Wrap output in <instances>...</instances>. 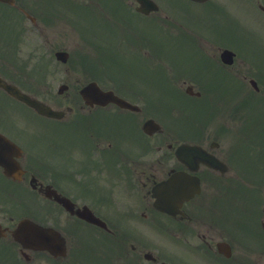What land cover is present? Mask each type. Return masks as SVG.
Returning a JSON list of instances; mask_svg holds the SVG:
<instances>
[{"label":"flooded vegetation","instance_id":"obj_1","mask_svg":"<svg viewBox=\"0 0 264 264\" xmlns=\"http://www.w3.org/2000/svg\"><path fill=\"white\" fill-rule=\"evenodd\" d=\"M181 2L172 40L155 44L154 11H137V0L0 1L1 80L61 111L41 115L0 86V133L20 147L14 159L23 170L12 179L0 166V264H175L183 260L181 240L194 250L199 240V250L218 255L213 247L225 239L216 222L245 192L249 159H258L264 173V139L233 137L234 121L247 118L234 93L245 102L264 89L212 82L264 72L259 62L223 63L219 54L230 44L213 23L217 15ZM187 47L192 61L176 63L173 49ZM106 63L115 66L114 78L106 76L110 85L94 78L95 65L105 76ZM74 64L85 65L86 82L137 106L86 103L80 95L86 82H73ZM35 74L66 87L39 86ZM156 95L168 98L164 105H154ZM155 108L163 119L148 132ZM181 144L200 152L177 153ZM177 172L195 174L201 192L167 213L154 206L152 189ZM23 218L51 230L50 251L41 233L33 243L15 238ZM258 220L264 237V217Z\"/></svg>","mask_w":264,"mask_h":264},{"label":"rangeland","instance_id":"obj_2","mask_svg":"<svg viewBox=\"0 0 264 264\" xmlns=\"http://www.w3.org/2000/svg\"><path fill=\"white\" fill-rule=\"evenodd\" d=\"M163 1L165 3L169 2V0H163ZM233 1H234V12L236 15H238V17L234 16L233 22L226 24L225 28L222 31L228 34L230 41L233 44L238 45L243 51H246L247 42L251 43L253 41L254 44H252V46L249 47V50L247 52L248 55L253 56L254 52L257 51L256 44L258 42L261 43L264 42L261 35V32L264 33V24L261 23V20L256 17L255 11L253 13L251 12V10L247 7L244 0H233ZM188 7L195 10L198 9V7L195 5H188ZM245 27L248 29V31L246 30ZM156 30H157V26L154 25V30L152 29L151 33H153L157 39H161V37L158 38L156 36V32H157ZM154 36L153 39H156ZM192 50H193L192 47H187L184 49H173V52L176 54V58H177L176 63L180 62V64H187L189 61H192L191 58ZM122 65L124 66L125 71L126 69L128 70L134 69L133 64H131L130 67L126 66L125 64ZM75 68L76 67L74 64L73 82L76 83V82L84 81V79L86 78L84 71L78 67L77 68L80 70H76ZM111 69L113 68L111 67ZM76 75H78L81 78V80H77ZM224 84H225V79L222 78V81L215 85L220 88ZM263 87H264V83H263ZM240 126L241 124L235 127H240ZM260 261L261 263H263L262 259H260Z\"/></svg>","mask_w":264,"mask_h":264},{"label":"water","instance_id":"obj_3","mask_svg":"<svg viewBox=\"0 0 264 264\" xmlns=\"http://www.w3.org/2000/svg\"><path fill=\"white\" fill-rule=\"evenodd\" d=\"M8 89L10 91H13L11 88H8ZM18 95L22 99H24L25 101H27L28 103H30L33 106H35L40 112L53 113L47 107L43 106V104L39 103L38 101H32L28 97H26L24 95H20L19 93H18ZM96 98H97V100H99L101 102L108 101L109 99L119 102V99L117 97H115L111 92H101V93H99L96 96Z\"/></svg>","mask_w":264,"mask_h":264}]
</instances>
